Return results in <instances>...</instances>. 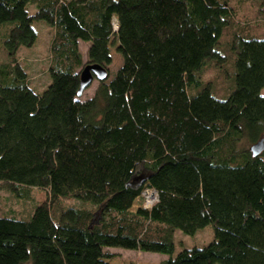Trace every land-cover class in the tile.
Segmentation results:
<instances>
[{"label": "trees", "instance_id": "trees-1", "mask_svg": "<svg viewBox=\"0 0 264 264\" xmlns=\"http://www.w3.org/2000/svg\"><path fill=\"white\" fill-rule=\"evenodd\" d=\"M229 4L0 0V183L46 193L26 218L0 215V264H110L108 248L264 264V151H250L264 137V34L234 31L222 52ZM43 27L50 81L37 93L18 54ZM111 45L123 63L80 100V71H108ZM208 64L233 85L224 99L201 79ZM144 190L155 203L131 211ZM207 226L211 242L174 254L176 230Z\"/></svg>", "mask_w": 264, "mask_h": 264}, {"label": "rangeland", "instance_id": "rangeland-1", "mask_svg": "<svg viewBox=\"0 0 264 264\" xmlns=\"http://www.w3.org/2000/svg\"><path fill=\"white\" fill-rule=\"evenodd\" d=\"M261 2V0H259ZM229 5L234 14L233 23L225 29L220 39V50L228 53V45L234 31L248 28L255 36L264 34V17L260 13V5L257 0H229ZM29 13H34L33 6H28ZM37 26L35 25V28ZM4 30V29H3ZM47 28L43 27L38 30V41L35 48L20 49L19 62L29 74L30 85L37 93L45 90L47 83L50 81L47 74L49 66V46L45 35ZM2 43V42H1ZM88 44L81 43L83 61L85 62ZM111 64L108 70V79H112L118 68L123 63V58L113 45L110 46ZM3 59V56H2ZM201 79L203 81H211L214 85V94L219 99H224L231 90L232 84L223 79L222 75L213 64H208L202 70ZM97 87L94 81L87 89L84 90L80 100H86L91 97ZM264 94V90L262 91ZM46 193L37 188H31L27 192V197L19 199L14 197L8 191L4 184L0 183V215H13L16 218L28 217L36 204L44 201ZM156 196L154 193L144 190L139 201L132 207L131 211H135L137 207H145L150 209L155 203ZM64 207H78L92 209L90 204H83L74 199H67L62 202ZM213 239V230L211 226H207L199 230L195 235L188 236L176 230L174 233V254L183 248L202 247L211 242ZM105 251L113 254V258L109 260L110 264H163L167 256L155 253H143L138 251H129L119 248H108Z\"/></svg>", "mask_w": 264, "mask_h": 264}, {"label": "water", "instance_id": "water-1", "mask_svg": "<svg viewBox=\"0 0 264 264\" xmlns=\"http://www.w3.org/2000/svg\"><path fill=\"white\" fill-rule=\"evenodd\" d=\"M78 96H81L94 81H103L108 77V71L96 64H87L80 71ZM253 157L259 156L264 151V137L250 147Z\"/></svg>", "mask_w": 264, "mask_h": 264}]
</instances>
